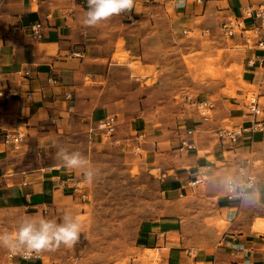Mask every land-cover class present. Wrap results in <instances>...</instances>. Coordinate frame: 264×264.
I'll return each instance as SVG.
<instances>
[{
    "label": "rangeland",
    "instance_id": "obj_1",
    "mask_svg": "<svg viewBox=\"0 0 264 264\" xmlns=\"http://www.w3.org/2000/svg\"><path fill=\"white\" fill-rule=\"evenodd\" d=\"M38 1L33 0V9ZM71 2L47 0L51 12L69 8ZM215 3L210 2L202 13L203 4H193L192 0H188L186 8L176 5L175 0H135L132 11L98 24L102 27L101 38L115 49L111 58L103 60L105 70L111 60L117 61L105 93L108 101L102 102L104 105H65L63 121L45 122L40 130L47 133L42 138L32 134L26 139L27 131L20 127L24 140L16 149L8 148L12 162L9 174L63 165L57 157L61 147L79 151L97 171L91 183L93 191L85 200L64 194L53 200L55 213L45 215L39 210L29 215L24 209L12 213L15 226L24 217L56 223L61 219V223L66 213L80 220L82 234L77 244L41 252L43 264H245L228 258L205 262L202 252L209 245H216L230 224L215 209L218 196L235 193L229 180L241 179L239 168L255 182L258 175H264V145L224 151L225 160L235 157L239 163L231 165L230 170L227 166L216 172L209 169L213 177L203 173L202 181L190 184L176 200L163 197L157 179L158 159L147 166L141 158L147 144H153L158 157L169 156L178 167H190L194 156L190 158L188 154L193 151L179 150L178 145L185 120L206 117L191 103L196 98L208 99L215 105L207 119L198 124L195 149L217 145L219 127L238 128L252 120L243 100L256 84L243 77L242 62L251 45L238 36V29L235 38L221 31L220 22L228 14L210 7ZM75 15L83 21L82 11ZM106 81L107 75L102 79L103 83ZM259 101L264 107V90H260ZM102 110L105 115L117 117L114 140L97 128ZM216 120L218 128L206 132L200 128ZM235 145L226 147L233 149ZM244 158L250 161L245 162ZM71 172L85 180L83 170ZM212 178L215 193L208 196L205 189ZM254 194L259 195L256 190ZM171 216L178 219L181 230L167 234V238L180 239L182 244L180 251L173 254L163 248L162 240L154 245L143 239L149 225ZM260 221L264 223V217L256 215L252 224L256 233H264L256 230ZM16 229L13 227L10 232ZM6 250L0 248L2 258ZM0 264L8 263L0 259Z\"/></svg>",
    "mask_w": 264,
    "mask_h": 264
},
{
    "label": "crops",
    "instance_id": "obj_2",
    "mask_svg": "<svg viewBox=\"0 0 264 264\" xmlns=\"http://www.w3.org/2000/svg\"><path fill=\"white\" fill-rule=\"evenodd\" d=\"M213 1L216 3L210 7L242 19L243 26L239 27L242 31L243 27L250 26L251 18H242L240 13L244 0H205L202 13H205L208 4ZM71 3L69 8L51 12L47 0H39L36 9L32 8L33 0H0V90L17 92L6 98L0 95V131L6 129L19 133L23 126L27 131L26 139L32 134L42 138L47 133L40 130L45 122L47 124L50 119L63 121L65 105H104L102 102L108 101L105 93L111 80V69L117 61L111 60L109 69L105 70L103 60L111 58L115 49L99 35L101 25L87 27L77 20V12L82 11L84 14L87 11V0H72ZM187 4L188 2L184 8ZM45 16L48 19L45 20ZM37 19L43 20L45 24L40 39L32 38L23 30L14 34L9 31L13 25H27ZM236 35L232 37L235 38ZM238 36L242 37L240 34ZM246 52L242 60L243 77L250 84H256L252 72L258 69V57L263 51L254 45L248 47ZM106 75L107 81L103 83L102 79ZM263 85L264 83L261 90H264ZM116 101L118 100L114 102ZM107 104L113 105L112 102ZM100 114L102 117L106 116L103 110ZM203 119L207 117L185 120L183 134L185 129H192L191 138L194 143L195 131L199 128L198 124L203 123ZM218 123L216 120L200 128L206 132L217 127ZM21 135L24 140L23 134ZM235 144L233 149L226 147L233 146L231 143L219 142L212 148H206L208 146L205 145L192 150L193 153L188 155L196 158L190 159L189 168L178 167L170 161L169 156L158 157L153 144H147V150L141 154V158L147 166L154 165L158 159L157 179L163 197L176 200L184 195L185 188L202 172L213 177L209 169L216 172L227 166L230 170L231 165L239 163V158L235 157L232 161L225 160L222 157L224 151L235 152L237 149L263 146L264 131L242 132ZM9 147L0 142V232H10L13 227H18L12 223V213L16 210L24 209L29 215L37 214L40 210L41 214L47 215L51 211L56 212L53 204L56 196L65 194L71 195L72 199L79 197L85 200L92 193L91 184L59 164L47 165L42 170L37 167L31 172L15 170L9 174L7 170L12 163L9 161ZM244 161L250 160L244 158ZM213 180L212 178V183L205 189L208 196L215 193ZM254 190L259 195L254 194ZM215 207L219 215L228 219L230 224L216 245L204 248L203 261L228 258L245 264H264V233H256L252 229L255 216L264 217V175H258L257 181L248 190L242 191L238 187L234 194L218 196ZM179 230L181 227L175 216L165 217L159 224L149 225L143 239L147 244L154 245L162 240L163 248H168L169 253L173 254L180 251L182 244L180 239L167 238V234ZM0 248L7 249L2 246ZM0 259L8 264H43L41 253L39 258L27 262L18 258L7 259L5 255L2 258L1 253Z\"/></svg>",
    "mask_w": 264,
    "mask_h": 264
},
{
    "label": "built area",
    "instance_id": "obj_3",
    "mask_svg": "<svg viewBox=\"0 0 264 264\" xmlns=\"http://www.w3.org/2000/svg\"><path fill=\"white\" fill-rule=\"evenodd\" d=\"M176 5H179V0H175ZM188 0H183L182 6ZM205 0H192V3L195 4H203ZM240 13L242 18L250 17L251 24L249 27H243V31L239 28L242 25V19H238L234 15H228L222 19L220 22L221 31L228 36H233L236 34V30H239V34L243 37V32H249L246 36V42H250L251 46H254L257 49L263 51L261 55H259L258 59V69L253 70L252 75L256 80V86L252 89L248 94L245 95V99L243 100V104L248 109V114L252 116V120L238 128H222L219 127L216 130L218 134L219 142L231 143L232 145L237 143L238 137L242 132L253 133L256 131H264V107H260V87L264 83V0H244V4L240 7ZM48 19V16H45V20ZM44 21L37 19L30 22L27 25H13L10 27L9 31L11 34L16 33L19 30H23L30 34V36L34 39H40L43 36L44 30ZM17 94L15 90L11 91H3L0 90V95L6 97H11L12 95ZM197 109L201 111V115L209 116V111L214 108L215 103L208 99H194L191 101ZM117 127V117L116 115H106L98 120L97 128L100 129L105 136H109L114 140V134ZM1 130V129H0ZM193 134L192 129H185L184 134L182 135V139L178 145V149L185 150H193L195 149L194 142L191 138ZM22 140V135L20 133H14L10 130H2L0 131V142L4 145L10 146L14 149L17 148L18 144ZM203 173L197 178L194 179L191 184H196L202 181ZM238 174L241 177L239 181H235L234 178L230 179L228 182L229 187L234 188L235 192L240 187V190H244L247 188H251L254 184V180L249 174L243 170L238 169ZM232 194V193H230ZM5 257L7 259L18 258L24 261H30L32 259L39 258V254L33 253L30 258H26L23 254H12L8 249L5 251ZM10 264V263H9Z\"/></svg>",
    "mask_w": 264,
    "mask_h": 264
},
{
    "label": "clouds",
    "instance_id": "obj_4",
    "mask_svg": "<svg viewBox=\"0 0 264 264\" xmlns=\"http://www.w3.org/2000/svg\"><path fill=\"white\" fill-rule=\"evenodd\" d=\"M135 0H87V11L83 15V24L95 27L113 16L130 12L134 8ZM183 0H179L182 6ZM57 157L65 168L83 170L85 181L91 184L97 175L90 161L79 151H69L61 147ZM82 224L70 213L63 216L61 223L53 220L24 217L13 232H0V246L7 248L12 254H23L30 258L33 253L55 251L61 245L74 247L80 240Z\"/></svg>",
    "mask_w": 264,
    "mask_h": 264
},
{
    "label": "bare ground",
    "instance_id": "obj_5",
    "mask_svg": "<svg viewBox=\"0 0 264 264\" xmlns=\"http://www.w3.org/2000/svg\"><path fill=\"white\" fill-rule=\"evenodd\" d=\"M249 34V33H248ZM248 34H245L243 37H244V40H246V36L248 35ZM256 230H258V231H264V223L263 222H258L256 225Z\"/></svg>",
    "mask_w": 264,
    "mask_h": 264
}]
</instances>
